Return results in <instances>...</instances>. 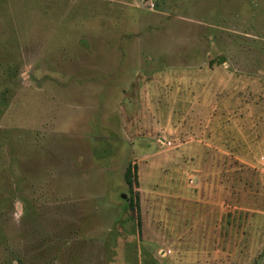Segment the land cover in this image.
<instances>
[{
    "label": "rangeland",
    "instance_id": "rangeland-1",
    "mask_svg": "<svg viewBox=\"0 0 264 264\" xmlns=\"http://www.w3.org/2000/svg\"><path fill=\"white\" fill-rule=\"evenodd\" d=\"M0 264H264V0H0Z\"/></svg>",
    "mask_w": 264,
    "mask_h": 264
}]
</instances>
